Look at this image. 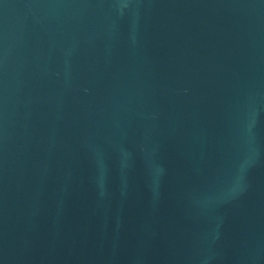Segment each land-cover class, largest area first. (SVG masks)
<instances>
[{"label":"water","instance_id":"obj_1","mask_svg":"<svg viewBox=\"0 0 264 264\" xmlns=\"http://www.w3.org/2000/svg\"><path fill=\"white\" fill-rule=\"evenodd\" d=\"M0 264H264V0H0Z\"/></svg>","mask_w":264,"mask_h":264}]
</instances>
